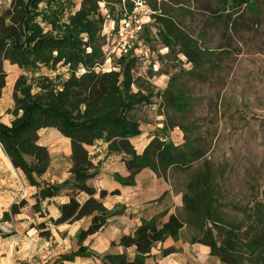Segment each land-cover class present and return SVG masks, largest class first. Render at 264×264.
Masks as SVG:
<instances>
[{
  "label": "trees",
  "instance_id": "16d2710c",
  "mask_svg": "<svg viewBox=\"0 0 264 264\" xmlns=\"http://www.w3.org/2000/svg\"><path fill=\"white\" fill-rule=\"evenodd\" d=\"M220 1L226 8H232L247 5L252 0H239L235 5L237 0ZM75 2L11 0L10 8L0 16V94L6 77L4 61L17 65L24 73L17 79L13 92L14 108L20 115L9 127L0 123L2 151L28 183L39 189L34 209L39 208L41 201L58 196L64 188L71 191L69 202L58 207L59 217L49 220L50 224H72L85 217L91 218L89 227L78 234V248L60 255L57 261L95 257L101 264H145L155 245L167 238L177 240L180 230L187 225L197 232L191 243L209 247L211 256L222 264H264V204L254 200L243 211L240 222L225 219L212 205L217 192L208 171L194 175L186 192L183 191L185 219L171 216L160 225L155 217L142 221L132 234L120 237L119 247L135 248L133 260L125 254L99 256L81 246L84 239L102 229L116 213L106 210L101 203L108 195L106 191L97 192L86 184L97 174L86 147L101 141L107 144L108 153L122 155L129 176L125 179L118 175L113 177L129 186L134 184V177L142 169L148 168L157 177L167 180L168 172L188 170L206 152L194 140L177 146L164 136H153L142 154L136 153L130 140L140 136L141 129L130 113L137 107L149 105L151 97L141 91H132V68L136 59L122 56L117 70H97L103 64L100 42L105 23L99 3L112 2L119 6L115 16L114 8L108 12V17L116 24L123 12H130L131 8L121 6V0H81L75 10ZM165 27L167 30L170 26L166 24ZM160 35L169 49L175 45L189 48L194 43L186 37ZM183 54L192 61L187 49H183ZM57 66L66 67L68 72L61 83L46 76H34L41 67L53 71ZM173 79L168 81L167 87ZM166 91L168 88L163 94ZM169 100L178 113L185 114L183 91L176 90ZM176 127L185 134L183 127ZM44 128L56 129L70 142L71 177L61 184L40 182L50 161L47 150L37 145V133ZM80 193L87 196L82 203L76 199ZM116 194L117 191L110 193ZM25 204V201L13 204L10 213L16 214ZM37 229L43 230L39 232L41 237H50L45 224H39ZM173 251L163 250L161 255L167 256Z\"/></svg>",
  "mask_w": 264,
  "mask_h": 264
},
{
  "label": "rangeland",
  "instance_id": "374dc122",
  "mask_svg": "<svg viewBox=\"0 0 264 264\" xmlns=\"http://www.w3.org/2000/svg\"><path fill=\"white\" fill-rule=\"evenodd\" d=\"M80 2L76 0L75 10ZM123 5L145 22L150 51L146 61L136 60L132 68V91L150 94V104L134 109L132 118L143 133L164 136L177 146L194 140L205 156L188 170L171 171L167 177L186 192L194 175L208 171L217 192L212 205L225 219L240 222L254 200L264 204V0L232 8L220 0H121ZM99 8L105 23L100 42L103 64L97 70L108 72L118 69L120 59L108 12L114 8L115 16L120 8L112 2L99 3ZM161 33L194 43L169 49ZM41 69L40 74L56 83L68 77L66 67ZM176 90L184 93L185 114L169 100ZM37 143L63 153L69 146L55 130L39 132ZM2 215L0 222L10 220ZM11 235L0 231L1 240Z\"/></svg>",
  "mask_w": 264,
  "mask_h": 264
},
{
  "label": "crops",
  "instance_id": "0c3cea01",
  "mask_svg": "<svg viewBox=\"0 0 264 264\" xmlns=\"http://www.w3.org/2000/svg\"><path fill=\"white\" fill-rule=\"evenodd\" d=\"M10 5L11 0H0V11L8 9ZM111 23L114 24L113 20ZM41 68L34 75L35 77L43 76L40 74ZM3 71L6 77L0 94V123L9 127L20 115L14 113L13 92L17 79L24 73L9 61L3 62ZM47 130L57 131L54 128H44L39 130L37 135ZM153 136V133L141 131L140 136L130 140L137 154H142ZM62 137L64 141L69 142L67 138ZM37 145L47 150L50 159L40 182L61 184L69 180L72 166L70 142L64 153L61 150H48L42 144L37 143ZM86 150L97 172L96 176L86 184L97 192L106 191L108 195L101 200V203L106 210L116 213L107 220L102 229L84 239L81 242L82 247L99 256L125 254L129 260H133L136 255L135 248L119 247L118 241L121 236L132 234L142 221H149L155 217H158L160 225L166 223L171 216L185 219L183 189L175 188L168 177L167 180L157 177L150 169L145 168L134 177L132 186L122 185L113 177L118 175L125 179L129 176L122 155L108 153L107 144L101 141L86 147ZM38 190L28 183L19 169L13 167L0 146V218L2 213L3 219L10 217L8 222H0L3 223L0 225V231L12 225V235L6 240L0 239V264H101L95 257H76L72 261H57L60 255L78 248V234L89 227L91 218L85 217L72 224L56 226L50 224L49 220H56L59 217L58 207L69 202L71 191L64 188L58 196L41 201L40 209H34ZM114 191L118 194L110 195ZM95 198L98 199L97 194ZM76 199L82 203L87 196L80 193ZM21 201L26 202L25 206L12 215L11 206L18 205ZM30 212H33L32 216ZM4 214H8V217H4ZM42 223L46 226L45 230L50 233L48 239L39 235L43 230H38L37 226ZM196 233L192 226L184 225L177 240L167 238L155 245L145 264H222L218 258L211 256L209 247L191 243L190 240ZM167 249L174 251L162 256L161 252Z\"/></svg>",
  "mask_w": 264,
  "mask_h": 264
},
{
  "label": "built area",
  "instance_id": "2783aa9c",
  "mask_svg": "<svg viewBox=\"0 0 264 264\" xmlns=\"http://www.w3.org/2000/svg\"><path fill=\"white\" fill-rule=\"evenodd\" d=\"M137 12H123L120 20L116 24L114 22V30L117 36L118 58L130 55L136 60L146 61L150 55L149 48L146 43L144 21L136 14ZM113 31V30H112ZM12 225L2 228V233H11Z\"/></svg>",
  "mask_w": 264,
  "mask_h": 264
}]
</instances>
